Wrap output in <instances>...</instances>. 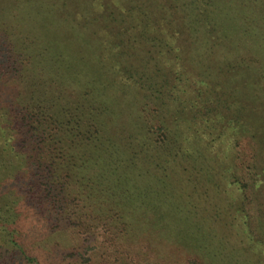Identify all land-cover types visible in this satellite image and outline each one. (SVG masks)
<instances>
[{"label": "trees", "instance_id": "1", "mask_svg": "<svg viewBox=\"0 0 264 264\" xmlns=\"http://www.w3.org/2000/svg\"><path fill=\"white\" fill-rule=\"evenodd\" d=\"M37 7L20 12L12 32L0 18V189L25 183L23 194L17 184L0 191V253L36 264L19 242L23 219L47 230L85 213L93 226L130 230L140 203L154 200L165 214L180 183L192 185L183 177L232 174L240 136L264 129V0ZM186 41L196 45L184 49ZM221 43L234 60L212 53ZM145 174L155 175V190Z\"/></svg>", "mask_w": 264, "mask_h": 264}, {"label": "rangeland", "instance_id": "2", "mask_svg": "<svg viewBox=\"0 0 264 264\" xmlns=\"http://www.w3.org/2000/svg\"><path fill=\"white\" fill-rule=\"evenodd\" d=\"M39 2L42 0H0V18L8 22L4 29L13 26L20 12H39ZM18 26L20 22L13 28ZM189 45L196 44L186 41L184 49ZM223 46L214 44L212 53L219 61L234 60L236 55ZM260 99L263 102L264 95ZM126 111L119 117L122 126L128 119ZM257 132L246 129L233 147L232 174L222 176V160L219 176L213 181L186 171L191 178L182 181L190 180L192 185L186 191L187 185L180 183L185 187L175 196L177 209L161 215L158 202L140 203L130 230L126 224L111 227L100 222L93 226V217L85 213L81 223L76 219L43 222L47 230L35 219H23L19 242L36 264H264V129ZM142 179L145 187L151 185L155 190V175L145 174ZM15 184L23 194V178L6 182L0 191L16 188ZM164 197L171 200L172 194ZM0 264L28 262L17 251L4 250Z\"/></svg>", "mask_w": 264, "mask_h": 264}]
</instances>
